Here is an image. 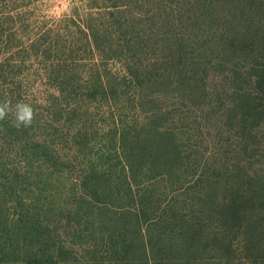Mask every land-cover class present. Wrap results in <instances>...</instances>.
I'll return each mask as SVG.
<instances>
[{"label": "trees", "instance_id": "16d2710c", "mask_svg": "<svg viewBox=\"0 0 264 264\" xmlns=\"http://www.w3.org/2000/svg\"><path fill=\"white\" fill-rule=\"evenodd\" d=\"M88 4L92 59L121 68L61 44L32 125L0 121V264H264V0ZM10 55L0 99L30 103Z\"/></svg>", "mask_w": 264, "mask_h": 264}, {"label": "rangeland", "instance_id": "374dc122", "mask_svg": "<svg viewBox=\"0 0 264 264\" xmlns=\"http://www.w3.org/2000/svg\"><path fill=\"white\" fill-rule=\"evenodd\" d=\"M89 0H0V41L3 43L8 41L11 43L12 48L10 54L7 52L1 53L2 59L6 56H12L14 69L28 75V86L25 89L24 97L31 98L33 106L40 103L41 99H45L52 92V87L46 78V72L51 68H58L53 66V62L58 63V57L64 55L62 47L59 46L70 41L75 42L77 50L75 55L78 57L77 63L80 72H85L94 68L97 65L101 68V61L92 59V54L88 49L84 29H87L86 11L90 10ZM80 13V14H79ZM35 44V45H32ZM45 49L50 51V54L45 52ZM17 51L19 53H17ZM51 56V61L46 60L47 56ZM60 63V62H59ZM93 63V64H92ZM105 66L101 69L111 68L118 70L120 67L118 60L109 59L104 61ZM62 63H60V66ZM86 76H84L85 79ZM32 101L30 103H32ZM43 111L47 113L46 104L43 105ZM44 116V115H43ZM87 118V120H86ZM79 125H83L85 121L88 125L92 126V130L87 136L93 141H99L106 135L109 124V117L107 115L98 114L93 112L88 115H81L79 118ZM78 122V121H77ZM76 122V123H77ZM46 125V130L51 133L52 125L43 122ZM78 125V126H79ZM76 132V130H74ZM71 132V131H70ZM27 133H34L32 129ZM66 133V132H65ZM104 138L102 140V144ZM71 147L72 140L68 142ZM98 145V144H97ZM95 145V146H97ZM99 146V145H98ZM82 150H89L86 146H80ZM101 147V146H99ZM77 152L72 149L70 151L71 157L74 159ZM80 156L77 160L79 163L82 161ZM7 161H12L5 158ZM18 167H24L25 162L19 155L16 158ZM22 160V161H21ZM21 161V162H20ZM20 162V163H19ZM1 165V162H0ZM0 171H2L0 166ZM2 193V191H1ZM28 192L24 190L23 185L16 186V190L8 191L5 198L10 203L16 197L26 198ZM14 194H17L15 196ZM36 203H31L30 207L35 206Z\"/></svg>", "mask_w": 264, "mask_h": 264}, {"label": "clouds", "instance_id": "9594fccd", "mask_svg": "<svg viewBox=\"0 0 264 264\" xmlns=\"http://www.w3.org/2000/svg\"><path fill=\"white\" fill-rule=\"evenodd\" d=\"M11 114L12 126L16 128L30 127L35 119V110L31 103L18 101L14 105L8 99H0V121Z\"/></svg>", "mask_w": 264, "mask_h": 264}]
</instances>
